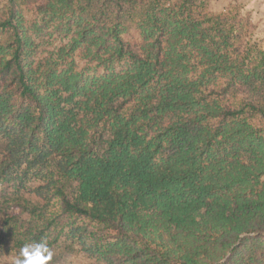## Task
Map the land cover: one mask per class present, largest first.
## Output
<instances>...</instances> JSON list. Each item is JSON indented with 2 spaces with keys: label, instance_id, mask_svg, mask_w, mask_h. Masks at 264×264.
I'll use <instances>...</instances> for the list:
<instances>
[{
  "label": "trees",
  "instance_id": "16d2710c",
  "mask_svg": "<svg viewBox=\"0 0 264 264\" xmlns=\"http://www.w3.org/2000/svg\"><path fill=\"white\" fill-rule=\"evenodd\" d=\"M244 17L2 0L0 252L44 241L51 264L78 237L119 264H264V50ZM62 215L97 237L51 236Z\"/></svg>",
  "mask_w": 264,
  "mask_h": 264
},
{
  "label": "rangeland",
  "instance_id": "374dc122",
  "mask_svg": "<svg viewBox=\"0 0 264 264\" xmlns=\"http://www.w3.org/2000/svg\"><path fill=\"white\" fill-rule=\"evenodd\" d=\"M1 1L2 0H0V4ZM209 6L214 11L236 9L240 7V12L245 16L244 18L248 24L245 33H247L252 42L264 50V12L258 9L260 6L259 0H209ZM29 7L32 9L26 11V15L30 18H34L36 16V5L31 4ZM51 205L53 206L54 204ZM52 206L50 210L53 209ZM72 221L74 222L72 223ZM56 224V227L53 228L49 234L55 236L57 230H62L60 231L59 240L67 238L66 232L71 226L76 225L81 226V235H88L89 244H91L90 240L99 233L97 230L99 225L92 220L90 221L84 218H76V220H73L72 217L70 218L68 215H62L56 219ZM68 240L71 242V239ZM78 241V237L75 238V242L72 245L77 246L75 249L67 247L65 243L61 244L60 241L54 244L53 251L56 258L51 264H119V261L115 258L109 260L102 259L97 253H89V251L82 250ZM14 260V253L0 252V264H13Z\"/></svg>",
  "mask_w": 264,
  "mask_h": 264
},
{
  "label": "clouds",
  "instance_id": "9594fccd",
  "mask_svg": "<svg viewBox=\"0 0 264 264\" xmlns=\"http://www.w3.org/2000/svg\"><path fill=\"white\" fill-rule=\"evenodd\" d=\"M52 255L44 241L29 243L21 247L14 264H48Z\"/></svg>",
  "mask_w": 264,
  "mask_h": 264
},
{
  "label": "crops",
  "instance_id": "0c3cea01",
  "mask_svg": "<svg viewBox=\"0 0 264 264\" xmlns=\"http://www.w3.org/2000/svg\"><path fill=\"white\" fill-rule=\"evenodd\" d=\"M259 8L258 9H260V11H263L264 12V0H259Z\"/></svg>",
  "mask_w": 264,
  "mask_h": 264
}]
</instances>
